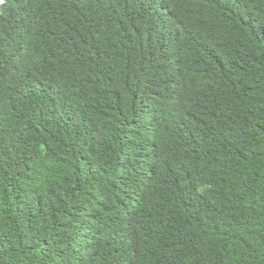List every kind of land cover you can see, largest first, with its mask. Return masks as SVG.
<instances>
[{
  "label": "trees",
  "instance_id": "16d2710c",
  "mask_svg": "<svg viewBox=\"0 0 264 264\" xmlns=\"http://www.w3.org/2000/svg\"><path fill=\"white\" fill-rule=\"evenodd\" d=\"M0 264H264V0L0 2Z\"/></svg>",
  "mask_w": 264,
  "mask_h": 264
},
{
  "label": "snow or ice",
  "instance_id": "6c2138e0",
  "mask_svg": "<svg viewBox=\"0 0 264 264\" xmlns=\"http://www.w3.org/2000/svg\"><path fill=\"white\" fill-rule=\"evenodd\" d=\"M0 2H3V0H0Z\"/></svg>",
  "mask_w": 264,
  "mask_h": 264
}]
</instances>
